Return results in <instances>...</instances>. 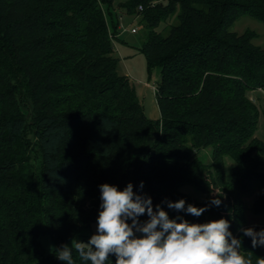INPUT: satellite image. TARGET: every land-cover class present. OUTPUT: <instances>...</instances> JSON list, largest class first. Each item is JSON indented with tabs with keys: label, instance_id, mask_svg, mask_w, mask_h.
Masks as SVG:
<instances>
[{
	"label": "trees",
	"instance_id": "1",
	"mask_svg": "<svg viewBox=\"0 0 264 264\" xmlns=\"http://www.w3.org/2000/svg\"><path fill=\"white\" fill-rule=\"evenodd\" d=\"M116 1L0 0V264H65L56 250L95 221L99 185L129 182L170 218L228 220L241 253L259 264L264 247L241 229H264L248 223L245 202L255 195L250 210L264 216L262 113L251 96L264 92V48L232 26L244 15L264 22V0H119L140 18V51L160 74L158 120L118 73L108 20L117 36ZM207 147L211 165L198 157ZM166 199L210 206L195 217ZM41 235L57 245L51 255ZM73 264L90 262L74 251Z\"/></svg>",
	"mask_w": 264,
	"mask_h": 264
},
{
	"label": "clouds",
	"instance_id": "2",
	"mask_svg": "<svg viewBox=\"0 0 264 264\" xmlns=\"http://www.w3.org/2000/svg\"><path fill=\"white\" fill-rule=\"evenodd\" d=\"M143 189L144 182L139 185ZM100 205L96 232L85 243L73 239L62 244L57 258L73 264L75 251L81 260L90 264H252L241 253V240L233 236L230 222L224 218L206 223H190L181 216L170 218L161 205L153 207L152 198L137 194L133 184L123 190L109 183L99 185ZM177 212L199 217L210 205L220 206L219 198L210 205L197 207L184 199L162 201ZM148 219L141 221V216ZM130 221V223H129ZM251 238L252 247H264V229H241ZM259 264H264L261 260Z\"/></svg>",
	"mask_w": 264,
	"mask_h": 264
},
{
	"label": "rangeland",
	"instance_id": "3",
	"mask_svg": "<svg viewBox=\"0 0 264 264\" xmlns=\"http://www.w3.org/2000/svg\"><path fill=\"white\" fill-rule=\"evenodd\" d=\"M113 18L119 22L121 28L114 39L115 42V57L119 59L118 73L120 76L128 77L135 87L137 96L142 103L145 114L152 120L160 118V111L157 104L156 92L153 88H157V83L160 80L158 70H153L149 73L145 56L141 53L140 47L143 43L145 29L140 22V18L136 15L128 14L119 6V0L116 1L111 9ZM109 25L112 29L111 18L108 15ZM135 29V32H133ZM232 31L239 34L253 33V44L264 48V22L257 18L244 15L241 16L232 26ZM252 99L257 100V105L262 113L259 127L256 136L264 141V92L257 91L251 93ZM213 148L207 147L203 149L198 157L206 165L213 163ZM235 166V161L231 157H225V168L227 178L230 177L232 168ZM199 201L205 199V195L196 189L186 186L181 189ZM255 195L245 197V202L248 207L246 219L251 225H264V216L254 217L250 208L252 207ZM99 209L97 211V216ZM96 216V219H97ZM96 219L90 227L85 229L78 240L87 242L91 235L96 232ZM39 241L43 246L46 255H51L57 249V245L50 235H41Z\"/></svg>",
	"mask_w": 264,
	"mask_h": 264
},
{
	"label": "built area",
	"instance_id": "4",
	"mask_svg": "<svg viewBox=\"0 0 264 264\" xmlns=\"http://www.w3.org/2000/svg\"><path fill=\"white\" fill-rule=\"evenodd\" d=\"M120 28H121V26H119V29ZM133 32H135V29H133ZM110 37H111L112 41L114 42V39H115L116 36H114V34L112 33V31H110ZM114 45H115V42H114ZM153 89L156 90L155 88H153Z\"/></svg>",
	"mask_w": 264,
	"mask_h": 264
}]
</instances>
